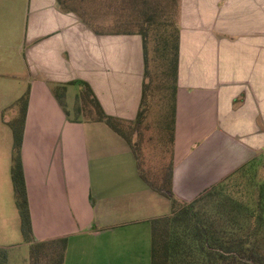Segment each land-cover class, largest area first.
Segmentation results:
<instances>
[{
	"label": "crops",
	"instance_id": "crops-1",
	"mask_svg": "<svg viewBox=\"0 0 264 264\" xmlns=\"http://www.w3.org/2000/svg\"><path fill=\"white\" fill-rule=\"evenodd\" d=\"M176 1L179 66L171 184L179 200L192 203L250 165L264 162V0ZM145 68L143 38L138 33H96L76 14L63 11L58 0H0V120L13 137L10 123L21 114L17 103L29 92L22 151L31 126L37 129L31 124L34 118L49 108L51 118L83 124L86 167L92 159L107 158L102 166L109 167V183L137 182L131 175L116 174L118 151L128 155V166L134 162L126 139L104 122L72 120L62 102L65 105L70 86L78 87L80 94V82H84L106 115L134 123L142 104ZM6 81L8 95L4 93ZM9 109L11 114L4 116ZM50 129L58 134L55 127ZM66 129L64 140L61 129L51 146L59 158L61 142L65 150L69 148L71 130ZM4 155L0 138V163ZM52 160L54 166V156ZM62 162L58 165L61 174ZM92 173L88 169L85 177L104 179ZM26 186L38 242L33 215L35 208L43 209L46 199L37 200ZM117 189L110 199L117 197ZM132 189L138 199L157 195L169 201L172 212L171 201L146 183ZM3 192L0 187V213ZM125 197L129 195L117 198Z\"/></svg>",
	"mask_w": 264,
	"mask_h": 264
},
{
	"label": "rangeland",
	"instance_id": "rangeland-1",
	"mask_svg": "<svg viewBox=\"0 0 264 264\" xmlns=\"http://www.w3.org/2000/svg\"><path fill=\"white\" fill-rule=\"evenodd\" d=\"M159 1L165 3V0ZM136 4L137 0H130L124 4L125 8H118L120 4L115 0H72L69 3L75 9L86 12L85 18L92 21L94 28L104 33H124L126 30L137 32L139 27L134 24L123 25V20L134 22V19L142 14L141 4L138 6ZM170 9L172 12L169 21L177 25L178 7L170 5ZM88 14H91V17ZM172 24L171 27L174 26ZM154 35L155 30L151 31L150 49L156 45ZM151 70L158 71L153 62ZM150 74L153 84L147 117L143 123L133 125L131 128L127 127L125 131L141 155L145 173L151 179H157L173 168L175 83L172 71H167L166 67L163 75L157 73L154 79L152 72ZM7 84L6 81L5 95H8ZM78 92L76 86L67 89L64 108L72 120H88L89 115L80 112L83 102ZM40 105L47 108L43 103ZM48 109L47 112L34 118L31 124H35L37 129L31 126L22 151L26 183L30 193L31 195L34 193L37 200L43 196L46 199L43 209L35 208L33 215L36 235L40 239L38 242L67 238L64 264H152L150 222L153 218L170 215V202L163 201L164 199L157 195H152L154 197L149 200L133 197L132 187L145 184L138 179L140 171L136 158L133 159L135 155L132 157L133 165L128 166V155L118 151L115 158L116 174L118 177L131 175L137 182L109 183L107 180L109 167L102 166L103 163H107V158L92 159L90 167H86L87 150L82 134L83 124L73 121L68 124L64 121L62 123L58 116L51 118L52 114ZM10 114L9 109L4 116ZM2 123L0 120V138H3L5 147L4 161L0 163V187L4 191L3 212L0 213V264H31V244L24 241L13 189L12 132ZM52 127L58 130L57 135L52 134L50 129ZM61 129L63 140L64 130L70 129L71 132L66 143L69 144V148L67 145L65 150L66 146L62 141L59 158L58 153L55 154L51 146L56 142L55 138L60 136ZM125 144L127 143L122 146ZM122 146H118V149ZM132 153L134 154L133 150ZM53 156L54 166H51ZM61 160L66 178L64 173L61 174V169L60 171L58 169ZM88 169L93 171L94 178L104 177V179L88 180L85 177ZM114 187L118 188L117 197L128 194L129 198L110 199ZM224 187L223 194L198 200L194 205V211L211 229L218 228V222L215 220L224 219L222 221L225 222L227 229L237 238L238 235L241 236L244 232L254 229L256 219H243L241 223L236 224L229 220V207H223L222 204L226 200L225 196L228 195L242 207H249L250 211H257L259 206L264 209V162L244 169L239 175L228 180ZM60 201L63 203L62 207L59 206ZM98 231L100 233L96 234ZM259 238L264 251V237ZM243 264H256V259L244 258Z\"/></svg>",
	"mask_w": 264,
	"mask_h": 264
},
{
	"label": "trees",
	"instance_id": "trees-1",
	"mask_svg": "<svg viewBox=\"0 0 264 264\" xmlns=\"http://www.w3.org/2000/svg\"><path fill=\"white\" fill-rule=\"evenodd\" d=\"M115 1L120 4L118 8H125L124 4L130 0ZM58 2L63 11L76 14L82 21L92 27L96 33H104L94 28L91 24L92 21L85 18L87 15L86 12L79 11L72 7V5H69L72 0H58ZM81 2L83 3L84 1ZM140 4L142 14L138 13L139 16L134 19V22L128 19L123 20V25L130 26L134 24L136 27H139L137 32H127L128 30H126L124 33L140 34L144 44L145 82L142 104L137 120L134 123L126 122L106 115L87 83L80 82L82 90L79 96L83 102L82 108H80L81 114L85 113L89 115L90 118H88V121L106 123L116 133L124 137L134 152L140 176L144 182L152 190L171 201L172 212L170 215L153 219L150 222L152 233V264H243L244 258L256 259V264H264V251L261 246V239L259 238L264 237V209L262 207L259 206L257 211H250L249 207H242L241 204L234 202L235 200L228 195L225 196L226 200L222 206L229 207L228 215L230 221L238 224L243 219H256L254 229L246 231L241 236L238 235L235 238V235L227 229L225 222L222 221L224 219L219 218L215 220V222H218V228L211 229L207 226V222L197 216L194 211L195 203L203 197L206 198L214 196L215 194H223L222 191L225 188L224 185L226 182L212 188L194 202L185 203L179 200L173 193L171 184L172 170H169L168 173H163L157 179H151L145 173L141 155L133 145L131 138L127 135L125 128H131L133 125L143 123L147 117L148 101L151 96V86L153 84L151 83V72L154 79L157 73L163 75L165 67L167 71H172L175 83L174 92L176 91L179 66V30L174 22L169 21L172 12L170 5L177 6L176 0H165V3H161L159 0H137L136 6ZM81 8L84 7L81 6ZM88 15L91 17V14ZM171 24L174 26L171 27ZM153 30H155L154 41H156V45L150 49V37L151 31L153 32ZM152 62L156 66L157 72L151 70ZM28 102L29 92L17 103L20 107V117L10 123L14 137L12 182L15 202L20 214L24 241L31 244V264H64V255L68 242L67 238L47 242H36L34 239L22 160V144ZM62 106L65 107L63 102ZM174 109L175 93L173 114ZM251 166L253 165L249 167Z\"/></svg>",
	"mask_w": 264,
	"mask_h": 264
}]
</instances>
